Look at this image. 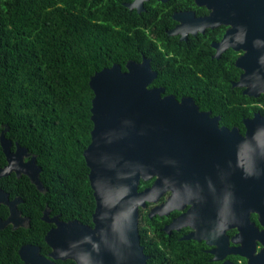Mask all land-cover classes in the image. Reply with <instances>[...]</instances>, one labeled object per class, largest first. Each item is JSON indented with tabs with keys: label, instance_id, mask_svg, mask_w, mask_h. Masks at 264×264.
<instances>
[{
	"label": "flooded vegetation",
	"instance_id": "af4514ba",
	"mask_svg": "<svg viewBox=\"0 0 264 264\" xmlns=\"http://www.w3.org/2000/svg\"><path fill=\"white\" fill-rule=\"evenodd\" d=\"M157 2L170 9L171 24L164 30L169 46L165 51L172 63L200 75L210 65L217 66L218 71L235 67L240 74L233 87L241 88L244 94L245 88L235 85L245 70L243 66L249 70L264 69V49H244L238 41L241 37L247 39V35L251 37L255 29L252 22L240 17L248 4L241 0H218L212 5L182 0L172 9L171 0H149L144 2L141 12L147 11L146 3L151 6ZM174 96L179 102L187 99V119L192 120L194 127L187 126L178 132L181 137L173 140L171 159L174 165L181 164L190 171L181 177L170 176L166 189L153 190L146 205L140 207L138 230L147 264H178V254L184 256L182 261L193 264H264V192L251 201L247 183L239 179L231 182L220 176L222 167L232 169L236 164L242 166L240 173L247 171L246 152L225 153L222 143L232 138L238 140L237 133L239 138L246 137L249 128L264 122V101H245L244 106L253 113H242V122L225 124V118L235 120L237 114L224 113L220 102L203 96ZM255 116L259 119L253 122ZM223 127L234 132L222 141ZM6 139L12 144L8 152L1 144L0 152V264H44L40 263V255L53 264L69 260L77 264L72 259L51 257L49 232L58 221L72 220H62L49 207L40 214V192L46 189L40 178L38 156ZM18 147L26 152L16 155ZM260 175L264 176V170ZM157 180V175L149 181L142 180L139 191L152 188ZM40 218L50 226L44 236L46 252L40 245Z\"/></svg>",
	"mask_w": 264,
	"mask_h": 264
},
{
	"label": "trees",
	"instance_id": "16d2710c",
	"mask_svg": "<svg viewBox=\"0 0 264 264\" xmlns=\"http://www.w3.org/2000/svg\"><path fill=\"white\" fill-rule=\"evenodd\" d=\"M132 1L0 0V135L5 130L7 138L38 156L46 189L40 192V214L49 207L62 220L94 225L96 200L84 151L94 128L90 80L104 68L119 64L126 71L129 61L146 57L158 72L151 87L220 102L224 113L237 114L225 124L253 113L245 101H264V94L251 98L233 87L240 74L235 67L218 71L210 65L200 75L172 63L165 51L168 5L146 3L147 11L139 13L126 5ZM171 1L175 9L182 0ZM49 228L40 218L45 252ZM183 257L178 254V264H193Z\"/></svg>",
	"mask_w": 264,
	"mask_h": 264
},
{
	"label": "water",
	"instance_id": "95a60500",
	"mask_svg": "<svg viewBox=\"0 0 264 264\" xmlns=\"http://www.w3.org/2000/svg\"><path fill=\"white\" fill-rule=\"evenodd\" d=\"M145 1L149 0H134L126 5L141 12ZM198 1L212 5L218 0ZM241 2L248 5L242 8L240 17L252 22L255 29L251 37L247 35V39L241 37L238 41L244 49H264V0ZM243 67L245 70L235 85L244 87L245 95L264 94V69ZM157 75L151 60L144 57L141 62L129 61L126 71L114 64L91 77L90 86L95 93L91 110L94 128L84 156L96 200L94 225L78 220L58 221L47 236L53 248L51 257L72 259L77 264H147L138 230L140 207L146 205L153 190L166 189L170 176L181 177L190 171L181 164L174 165L171 153L173 140L181 137L178 132L187 126L194 127L192 120L187 119V99L179 102L174 95H166L164 87L150 86ZM258 119L255 116L253 122ZM221 131L222 141L234 132L224 127ZM237 134L238 140L232 138L222 143V151L233 155L245 151L246 174L240 173L242 166L236 164L232 169L222 167L220 176L231 182L239 179L247 183L249 198L255 201L264 192V176L260 175L264 170V122L249 128L246 137L239 138ZM1 144L5 151L12 144L4 131ZM24 152L26 149L18 147L16 155ZM25 174L33 176L26 171ZM155 175L158 180L154 186L139 191L140 182ZM40 263L53 264L42 255Z\"/></svg>",
	"mask_w": 264,
	"mask_h": 264
}]
</instances>
